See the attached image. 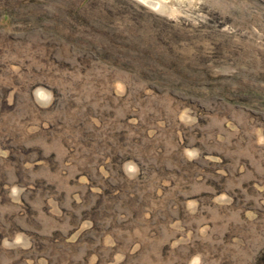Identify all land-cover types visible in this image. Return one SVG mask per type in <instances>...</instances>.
<instances>
[{"label": "rangeland", "instance_id": "374dc122", "mask_svg": "<svg viewBox=\"0 0 264 264\" xmlns=\"http://www.w3.org/2000/svg\"><path fill=\"white\" fill-rule=\"evenodd\" d=\"M0 264H264V0H0Z\"/></svg>", "mask_w": 264, "mask_h": 264}]
</instances>
